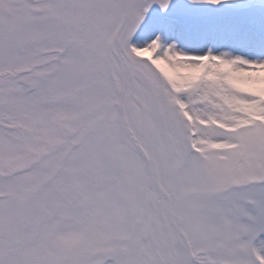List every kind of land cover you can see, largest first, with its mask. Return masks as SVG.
Masks as SVG:
<instances>
[{"label":"snow or ice","instance_id":"1","mask_svg":"<svg viewBox=\"0 0 264 264\" xmlns=\"http://www.w3.org/2000/svg\"><path fill=\"white\" fill-rule=\"evenodd\" d=\"M0 264H264V0H0Z\"/></svg>","mask_w":264,"mask_h":264}]
</instances>
